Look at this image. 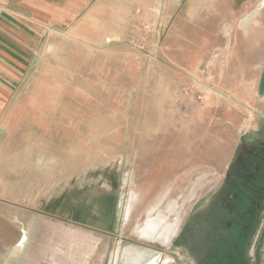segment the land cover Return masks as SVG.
<instances>
[{
  "label": "rangeland",
  "instance_id": "374dc122",
  "mask_svg": "<svg viewBox=\"0 0 264 264\" xmlns=\"http://www.w3.org/2000/svg\"><path fill=\"white\" fill-rule=\"evenodd\" d=\"M187 1L92 47L0 21V264H264V0Z\"/></svg>",
  "mask_w": 264,
  "mask_h": 264
},
{
  "label": "crops",
  "instance_id": "0c3cea01",
  "mask_svg": "<svg viewBox=\"0 0 264 264\" xmlns=\"http://www.w3.org/2000/svg\"><path fill=\"white\" fill-rule=\"evenodd\" d=\"M184 4L186 11L205 10V5H209L206 2L195 3L193 0ZM180 5L178 0H0V21H8L15 28H30L29 33L37 28L42 31L50 28L60 31L58 29L73 26L74 41L90 43L92 47L109 35L110 27L126 25L122 21L125 19H136L133 13L136 9L178 11L183 8ZM43 36L26 34L23 37L19 33L10 36V39L16 43L40 42Z\"/></svg>",
  "mask_w": 264,
  "mask_h": 264
},
{
  "label": "bare ground",
  "instance_id": "6f19581e",
  "mask_svg": "<svg viewBox=\"0 0 264 264\" xmlns=\"http://www.w3.org/2000/svg\"><path fill=\"white\" fill-rule=\"evenodd\" d=\"M174 209H175V207H174ZM160 219L157 218L155 220H150L147 223V227L146 228H142V229L138 230V235L142 239L153 240V241H157L159 243L165 244L167 242V240L170 237H172L174 235V233L176 232V224L174 223L172 226H169L167 228L165 227L164 229L163 228L160 229V226H159L160 225V221H159Z\"/></svg>",
  "mask_w": 264,
  "mask_h": 264
},
{
  "label": "flooded vegetation",
  "instance_id": "af4514ba",
  "mask_svg": "<svg viewBox=\"0 0 264 264\" xmlns=\"http://www.w3.org/2000/svg\"><path fill=\"white\" fill-rule=\"evenodd\" d=\"M176 231H177V229H176ZM175 234H176V232L174 233V235H175ZM174 235H173V236H174Z\"/></svg>",
  "mask_w": 264,
  "mask_h": 264
}]
</instances>
